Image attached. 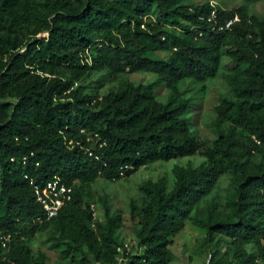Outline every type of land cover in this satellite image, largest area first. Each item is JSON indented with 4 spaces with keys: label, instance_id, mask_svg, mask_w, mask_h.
<instances>
[{
    "label": "trees",
    "instance_id": "trees-1",
    "mask_svg": "<svg viewBox=\"0 0 264 264\" xmlns=\"http://www.w3.org/2000/svg\"><path fill=\"white\" fill-rule=\"evenodd\" d=\"M211 11L209 2L185 0H0V264H48L28 246L45 232L68 264H116L122 217L100 198L103 221L94 219L91 186L194 154L204 161L175 167L171 189L165 177L139 186L141 206L129 203V264H171L187 222L229 245L231 258L215 250L207 264L264 261V19L216 7L208 22ZM223 53L232 98L214 107L217 136L208 146L191 131L179 84L216 78ZM100 72L156 79L86 93L83 82ZM157 87L168 90L166 103ZM224 176L233 197L202 210ZM55 178L71 199L46 220L32 186Z\"/></svg>",
    "mask_w": 264,
    "mask_h": 264
},
{
    "label": "rangeland",
    "instance_id": "rangeland-1",
    "mask_svg": "<svg viewBox=\"0 0 264 264\" xmlns=\"http://www.w3.org/2000/svg\"><path fill=\"white\" fill-rule=\"evenodd\" d=\"M194 5H202L207 2H215L217 7L223 10H236L242 8L249 16H256L264 19V1L254 4H246L239 0H185ZM156 57L166 58L167 54L158 53ZM232 65L228 58L222 57L221 70L219 75L207 81L203 85L191 81H183L179 84V91L182 98L188 100V120L191 131L201 142L211 145L216 138L217 132L213 125L215 118L214 107L219 104L223 98H232V91L228 86L225 75L230 72ZM155 75L152 73L138 72L117 77L115 80L106 76L105 72L93 73L83 82L85 92L88 94L97 93L103 96L110 91H115L126 83L135 85H148L155 82ZM155 98L158 102L166 103L169 93L163 87H157L154 90ZM204 161L199 154L173 159L170 161H157L146 167L140 168L130 177L117 181L107 182L97 180L91 186V199L89 203L93 208L94 219L103 221V208L99 202L100 198H106L107 205L111 214H120L122 217V227L117 232L118 241L131 243L133 251L135 250V231L136 228L129 218V203L134 202L137 206L142 204V193L139 186L144 181L155 182L162 177L168 181L169 189L173 185V169L175 167H197ZM234 187L231 185L227 176L222 177L215 190L206 197L200 204V208L206 209L211 204L224 205L233 197ZM50 232L37 234L28 241V246L34 255L42 252L47 257L48 264H68V260L50 246ZM218 237L211 238L206 231L187 222L182 233L177 235L170 251L173 255L171 264H207L211 253L218 250L227 258H231V252L228 243L222 239L217 245ZM218 246V247H217ZM135 248V249H134ZM248 253L254 250L250 246L245 247ZM132 251V252H133ZM134 252V253H135ZM264 264V261L259 262Z\"/></svg>",
    "mask_w": 264,
    "mask_h": 264
},
{
    "label": "built area",
    "instance_id": "built-area-1",
    "mask_svg": "<svg viewBox=\"0 0 264 264\" xmlns=\"http://www.w3.org/2000/svg\"><path fill=\"white\" fill-rule=\"evenodd\" d=\"M209 6L212 9L210 16L207 21H213L216 18L215 9L217 4L213 1L209 2ZM238 16L235 15L231 20L227 21L224 24V28H230L234 23L238 21ZM221 29V28H220ZM87 153L89 156H92V152L87 149ZM95 159H97L95 157ZM32 185V182L30 183ZM32 190L36 199V202L41 206L44 211L46 220H50L54 218L58 211L62 208L65 202L70 201L71 199V188L65 186L60 182L58 178H55L51 181H48L44 186H32ZM92 216L93 208L91 206ZM132 244L123 242L120 246L116 248L118 253V259L116 264H129V256L135 255V250L131 252ZM135 252V253H134Z\"/></svg>",
    "mask_w": 264,
    "mask_h": 264
}]
</instances>
